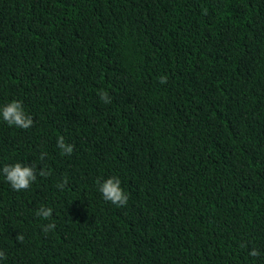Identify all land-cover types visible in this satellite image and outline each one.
I'll return each mask as SVG.
<instances>
[{"label":"trees","instance_id":"1","mask_svg":"<svg viewBox=\"0 0 264 264\" xmlns=\"http://www.w3.org/2000/svg\"><path fill=\"white\" fill-rule=\"evenodd\" d=\"M13 100L33 125L0 117V240H264V0H0V107ZM17 162L50 174L15 191L2 168ZM111 176L124 206L98 191ZM0 251V264H264V241Z\"/></svg>","mask_w":264,"mask_h":264},{"label":"clouds","instance_id":"2","mask_svg":"<svg viewBox=\"0 0 264 264\" xmlns=\"http://www.w3.org/2000/svg\"><path fill=\"white\" fill-rule=\"evenodd\" d=\"M168 77L161 76L159 77V82L161 84L167 83ZM97 94L100 99L105 103H111V97L106 90H98ZM0 117L9 125L16 126L21 129H28L33 125V118L28 115L22 103L17 100H13L2 107H0ZM57 147L61 150L63 155H71L74 150V145L66 143L64 137L61 135L57 138ZM46 153L41 154V160L44 159ZM2 173L11 185L13 190L21 191L30 188L31 184L37 179V174L42 177L48 176L50 173L41 168L37 170L34 166H27L22 163L8 164L2 168ZM67 177L61 183L57 184L59 189H63L67 185ZM98 191L102 194V197L105 201L111 202L116 206H124L128 202V194L121 187V180L117 176H111L104 180H97ZM37 216L42 217L45 220H48L52 217L53 210L49 207H41L37 211ZM56 227L55 223H49L44 226L43 231L47 233L48 231ZM17 240L23 241V235H18ZM249 255L252 257H257L260 255L257 249H252L249 252ZM6 259V256L3 251H0V260Z\"/></svg>","mask_w":264,"mask_h":264}]
</instances>
